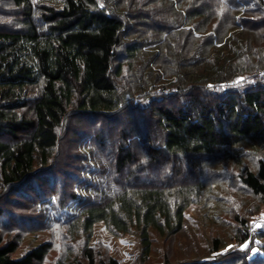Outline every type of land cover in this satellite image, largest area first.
Listing matches in <instances>:
<instances>
[{
  "label": "trees",
  "instance_id": "trees-1",
  "mask_svg": "<svg viewBox=\"0 0 264 264\" xmlns=\"http://www.w3.org/2000/svg\"><path fill=\"white\" fill-rule=\"evenodd\" d=\"M236 170L264 198V0H0V228L47 222L79 247L54 264H121L92 246L102 222L148 259ZM238 223L235 258L215 239V260L180 264H264ZM6 233L0 264L54 249L17 259Z\"/></svg>",
  "mask_w": 264,
  "mask_h": 264
},
{
  "label": "rangeland",
  "instance_id": "rangeland-1",
  "mask_svg": "<svg viewBox=\"0 0 264 264\" xmlns=\"http://www.w3.org/2000/svg\"><path fill=\"white\" fill-rule=\"evenodd\" d=\"M236 171L233 172L234 178L225 180L212 175L213 181L220 180L221 187L218 188L221 190L220 202H212L209 206L207 205V208L203 207V204L191 205L186 211L188 218L186 233L177 238H157L152 255L148 259L143 258V249L137 234L115 236L104 223H97L94 228L92 246L97 252L98 259L107 261V259L114 258L121 264H165L168 256L171 264H180L193 263L198 259L197 255H201L202 261H212L215 260L216 255L208 254V252L215 239L221 240L223 248L220 253L227 260L235 258L233 255L244 250L247 246L236 242L235 229L239 227V218L247 219L252 223L264 222V198L256 197L244 188L236 176L240 172ZM37 182L34 180L32 184L38 185ZM23 197L21 204L27 203L29 200L26 195ZM5 199L11 201L7 197ZM5 220L3 219L0 225L6 224ZM37 221L33 222L32 229L5 230V228H0L1 235L7 236L6 232H9L13 236L20 237V246L14 255L15 258L20 259L28 251L44 243L54 245V249L44 264H54L61 258L68 259L70 255L77 256L79 254V247L71 246L70 241L64 236L63 232L66 229L55 225L48 228L47 222H45L46 226H42L40 221L39 223Z\"/></svg>",
  "mask_w": 264,
  "mask_h": 264
},
{
  "label": "built area",
  "instance_id": "built-area-1",
  "mask_svg": "<svg viewBox=\"0 0 264 264\" xmlns=\"http://www.w3.org/2000/svg\"><path fill=\"white\" fill-rule=\"evenodd\" d=\"M264 233V223L263 224H256L253 223L251 225V236L249 238L248 242L252 239L253 236Z\"/></svg>",
  "mask_w": 264,
  "mask_h": 264
}]
</instances>
